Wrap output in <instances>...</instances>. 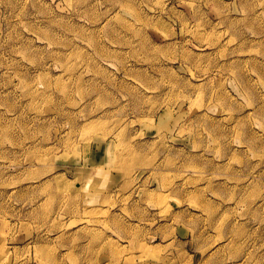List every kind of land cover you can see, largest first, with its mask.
Returning <instances> with one entry per match:
<instances>
[{
    "label": "rangeland",
    "instance_id": "374dc122",
    "mask_svg": "<svg viewBox=\"0 0 264 264\" xmlns=\"http://www.w3.org/2000/svg\"><path fill=\"white\" fill-rule=\"evenodd\" d=\"M0 264H264V0H0Z\"/></svg>",
    "mask_w": 264,
    "mask_h": 264
}]
</instances>
